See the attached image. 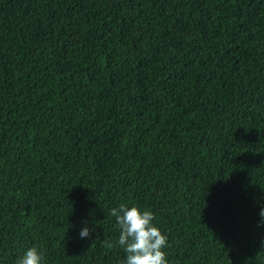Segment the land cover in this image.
Instances as JSON below:
<instances>
[{
    "label": "trees",
    "instance_id": "obj_1",
    "mask_svg": "<svg viewBox=\"0 0 264 264\" xmlns=\"http://www.w3.org/2000/svg\"><path fill=\"white\" fill-rule=\"evenodd\" d=\"M122 203L264 264V0H0V264H122Z\"/></svg>",
    "mask_w": 264,
    "mask_h": 264
},
{
    "label": "clouds",
    "instance_id": "obj_2",
    "mask_svg": "<svg viewBox=\"0 0 264 264\" xmlns=\"http://www.w3.org/2000/svg\"><path fill=\"white\" fill-rule=\"evenodd\" d=\"M119 230L118 245L126 253L122 264H169L165 251L169 241L166 234L154 223V213L139 205L122 203L110 210ZM259 216L264 221V207ZM81 238L90 236L89 227L80 230ZM113 247L111 241H105ZM16 264H44L43 251L29 247L17 258Z\"/></svg>",
    "mask_w": 264,
    "mask_h": 264
}]
</instances>
